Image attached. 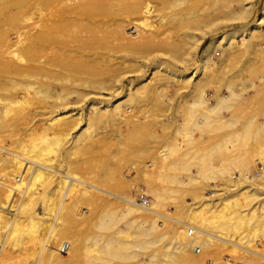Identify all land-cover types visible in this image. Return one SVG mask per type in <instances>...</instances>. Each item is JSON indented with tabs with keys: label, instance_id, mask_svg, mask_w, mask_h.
Returning <instances> with one entry per match:
<instances>
[{
	"label": "bare ground",
	"instance_id": "6f19581e",
	"mask_svg": "<svg viewBox=\"0 0 264 264\" xmlns=\"http://www.w3.org/2000/svg\"><path fill=\"white\" fill-rule=\"evenodd\" d=\"M187 1L190 0H38L34 24L38 28L33 33L25 29L22 33L16 28H24L33 14L24 11L16 18L17 11L25 10L26 1L0 0V19L21 22L11 23L10 32L2 30L4 26L0 25V33L5 34L4 38L0 34L2 45L1 41L11 34V29L16 30L12 31L16 36L11 34L12 39H9L10 42L15 39L14 43L3 41L8 46L0 59V89L4 92L0 93V264H70L81 258L86 264H103L100 263L103 261L125 264L131 259L136 264H211L213 259L209 256H218L217 250L228 253L222 251L225 244L231 246L228 255L231 253L232 264H264V250L258 247L262 242H257L264 238V198L260 199L257 194L259 183L256 190L252 185L259 173L257 176L251 173V177L243 170H231L230 174L228 170L233 167L217 168L208 162L214 152L230 149L236 142L239 145V140L241 144L243 137L252 138L258 130L263 129L264 136L263 125L259 123L257 129H253L249 121L244 123L242 131L233 128L234 132L224 133L225 139L221 138L228 141L225 146L224 142L222 146L217 141V145L208 146L207 151L202 148L213 137L203 140L200 135L204 134L199 135L214 124L210 113L228 108L230 101L246 99L242 84H239L240 89H244L240 91L237 84L227 81L225 89L228 93L220 95L210 89L214 87L209 83L210 76L227 61L241 59L243 71L248 70L256 75L254 79L263 81L260 69L264 67V46H260V41L264 40V0H227L224 11H203V15L196 9L190 10L189 2L185 4ZM210 1L214 5L220 0ZM257 4L259 13L254 19ZM199 17L205 18L201 19L206 20L205 28L199 27ZM226 22L233 23L228 25ZM173 30L175 35L172 37L170 31ZM205 37L209 39L206 43ZM216 48L221 49V55L215 60ZM128 62H134L136 67ZM175 66L181 69H175ZM130 72H137L136 79L128 78ZM163 72L165 78L161 76ZM156 78L174 83L177 96L189 98L185 105L183 99L181 101L185 109L191 111L190 114L201 112L198 120L201 116L202 119L192 121V125L187 121L184 129H179L188 136L183 134V138L188 139L186 148L182 142L177 144L173 140V143L156 144L160 145V150L157 147L151 149L156 151L153 157L148 154L150 150L145 151L151 157L150 163L145 161L148 164L138 169L140 173L137 170L145 192L151 196L150 206H144L137 196H130L134 186L130 182L133 181L126 180L122 172L113 176L114 184L117 181L127 183L121 190L125 186L127 189L117 193L119 189H114L115 185L114 188L108 186L114 189L110 191L97 184L103 177L100 171L96 170L101 176L97 182V179L91 180L95 174L87 169L93 176L85 178L92 184L85 182L84 176L74 167L84 164L82 168L86 169L94 165L93 156L100 150L103 154L109 151L112 142L111 146L108 144L110 147L100 143L103 148L99 147L95 154L99 145L96 144L97 130L101 125L118 132L121 121L128 120L133 102L140 98L147 101L156 95L166 96V88L155 81ZM248 80L241 83L250 85ZM133 82L137 85L135 88ZM251 85L253 87L252 81ZM256 88H253L254 94L263 97ZM208 90L212 91L209 97ZM158 99L156 103L166 105L161 104L160 99L157 102ZM181 112L184 113L179 111V114ZM191 126L196 129L206 126L202 132L197 129L198 140L204 141L201 152L205 151L199 155L186 150L195 142L200 143L197 139L191 141V145L187 143L192 130L186 131L185 127ZM134 131H129L131 136ZM151 133L153 135L154 131ZM128 134L125 138L130 137ZM106 142L110 143L109 139ZM260 143L264 149V141ZM181 144L184 150H181ZM74 149L84 153L94 151L90 156L82 152L90 166L83 163L82 157L79 158L82 163L71 166L74 165L70 164L71 154L75 157L76 153H81ZM191 168L194 175L190 174L193 173ZM179 171L186 176L189 172L188 180L183 179L185 176ZM226 173L230 175L222 178L221 175ZM217 175L225 182L222 180L224 184L215 188L216 180L209 179L215 177L221 181ZM262 175L259 176L264 177ZM198 178L204 183L208 180L212 183L214 189L209 185L211 190L218 191L216 199H211L207 192H198L207 188L202 181H197ZM119 182L117 188L121 186ZM85 183H88L87 187ZM186 186L194 187L187 190L190 193L183 194L190 195L194 202L182 201V194L181 201L178 200L177 194ZM103 191L113 199L103 197ZM168 201L174 208L171 212L166 210L171 215L162 211ZM82 209L86 210L83 212ZM52 211L56 213L54 219L49 218ZM86 211L89 214L83 215ZM162 242L166 243L161 245ZM51 243L55 244L56 252ZM13 247L18 248V256L12 255Z\"/></svg>",
	"mask_w": 264,
	"mask_h": 264
},
{
	"label": "rangeland",
	"instance_id": "374dc122",
	"mask_svg": "<svg viewBox=\"0 0 264 264\" xmlns=\"http://www.w3.org/2000/svg\"><path fill=\"white\" fill-rule=\"evenodd\" d=\"M26 1V4H25V7H24V9L25 10H23V11H21V12H19V11H17V13L18 14H16V18L18 17V18H20L21 16V14H22V12H27V11H31L33 14H32V16L28 19V20H30V22H28V21H26V23H25V27L24 28H21V26L19 27L18 26V24H17V28L16 29H19V32L21 31L22 32V30L24 31V29H25V31L26 30H28L29 31V33L31 32V33H33L35 30H37V26H35L34 24L36 23V21H37V19H36V10H35V4L37 3V1L38 0H25ZM196 1V2H195ZM194 1V3H196L195 5H194V3L192 2V0H190V1H187L185 4H187L188 2V4H187V6H188V8L190 9V10H195L196 12H198V14H200V12H202L201 14L203 15L204 14V12L203 11H205V13H206V11H209V12H211V13H217V12H220V11H224L225 9H227L226 7H227V5H228V3H227V0H220L219 2H216V4L214 3V5H213V3L210 1V0H195ZM213 1V0H212ZM191 2V3H190ZM189 4H191V5H194V6H191V5H189ZM197 5V6H196ZM194 7V8H193ZM199 9V10H198ZM200 11V12H199ZM258 13H259V6H258V4H257V7H256V11H255V13H254V16H253V18L255 19L257 16H258ZM200 14V15H201ZM203 19H205V18H202V17H199L198 18V21H199V27H203V28H205L204 27V24H205V21H202ZM4 20V22L2 21V19H0V25L1 26H4V27H1V29L2 30H5V31H8L13 25H11V23L12 24H16V22H17V20H15L16 22H14V21H8V20H5V19H3ZM5 21H8V22H5ZM32 22V23H31ZM6 23V24H5ZM17 23H19V21L17 22ZM21 23V22H20ZM19 23V24H20ZM228 25L229 24H232L233 22H226ZM7 24H10V27H9V25H7ZM15 26V25H14ZM220 26H221V28H222V26H223V23H221L220 24ZM16 27V26H15ZM197 27V26H196ZM13 29H15L14 27H13ZM1 31V30H0ZM4 31V32H5ZM12 31L13 32H15L14 30H12L11 29V34H13L12 33ZM8 32H10V31H8ZM19 32H17V33H19ZM171 32V35H172V33H173V35H172V37L175 35V30H173V32L172 31H170ZM2 33V35H3V38L5 37L4 35V33H3V31L1 32ZM0 33V34H1ZM7 33V32H6ZM23 33V32H22ZM10 33H8V35H6L7 37L5 38V39H1L2 41H1V43H4L3 45L2 44H0V59H3V57H2V55H3V51L5 50V48L8 46V42H10V40L9 39H12L11 37H12V35H11ZM1 35V36H2ZM10 35H11V37H10ZM13 35H15L16 36V34H13ZM18 35V34H17ZM23 35V34H22ZM21 35V36H22ZM10 37V38H9ZM15 38V37H14ZM8 39V40H7ZM16 40H17V38H16ZM208 37H205V43L206 42H208ZM3 41H5V42H7L6 44H5V42H3ZM15 42V39H14V41H12L11 40V42L10 43H14ZM2 45V46H1ZM260 46H264V40H261L260 41ZM14 46H12V48H13ZM4 48V49H3ZM3 49V50H2ZM264 49V48H263ZM215 53H214V59L216 60L218 57H220V55H221V49L220 48H216L215 49ZM129 60V59H128ZM236 60H238V59H236ZM236 60H234V61H227L226 63H227V65H226V63L224 64V66L223 67H221V69H219L218 70V72H216L215 74H212L211 76H210V78H209V83H210V85H212V86H214V87H210V89H215L217 92H219V95L220 94H226V93H228V92H226L227 91V89H225L226 88V86L225 85H227V81H229V82H234L235 84H237V86H238V89L241 91L242 89H244L245 88V100H244V98L242 99V100H234V101H230L229 103H230V106L228 107V108H226V107H222V108H220V109H218L217 111H215V113H210L209 115V117H210V119H212L213 120V125H210V126H207L208 128H207V131L206 132H203V133H199V135L200 134H204L202 137H201V135H200V139H202L203 138V140H204V138L205 137H207L209 140L210 139H212V137H213V139H215V141L212 143V140H210V142H207L208 140H207V138H205L207 141L205 142V144H204V141L202 140V142L201 141H199L198 140V136L199 135H197V133H198V130H199V132L201 131L202 132V128L203 129H205L206 128V126H204V127H202V128H197L196 129V126L195 127H193V126H191V127H185V129L187 128V130L186 131H188V130H192V134H190L191 135V137L189 136V138H191V139H189V142H187V143H189L190 144V142L192 141V142H194V141H197L198 140V142H200L199 144L198 143H196L195 142V145H198V146H196L195 147V145L193 146L192 145V147L193 148H197V149H195V151L192 149V147L190 146V145H187V147L188 146H190L191 147V149H186V150H191V152H192V154H195V155H199V153L201 154L202 152H201V148L203 147L202 145H201V143H203L204 144V146L205 147H203L202 149H204V148H206L205 150L207 151L208 149L207 148H209L208 146H210V148L211 147H213V145H217V144H215L217 141L219 142V144H221L222 146H223V144H222V142H224L223 140L225 139L224 137H226L225 135H224V133L225 134H227L228 132L230 133V132H234L235 130L236 131H242V129L245 127L244 126V123L246 124V122H249V121H251L252 122V124H251V128H253V129H257V127L260 125V124H262L263 125V128H264V115H263V112H264V90H262V89H264V67H262L260 70L263 72V81L262 80H257V79H254V77H256V75L255 74H250V71H248V70H245V71H243V69L242 68H244V66H242V64H241V59L240 60H238L237 62H236ZM130 61V60H129ZM131 64H132V67H136V64L134 63V62H130ZM129 62H128V64H130ZM133 64H135V65H133ZM226 65V66H225ZM242 66V67H241ZM180 66H175L174 68L176 69H181V67L179 68ZM238 68H240V69H238ZM148 69H150V67L148 68ZM259 69H258V71H260ZM149 71V70H148ZM243 71V72H242ZM245 72H247L248 73V75L247 74H245ZM162 73V72H161ZM245 74V76L243 75V74ZM163 74L164 75H162L161 74V76L162 77H166L165 76V73L163 72ZM251 75V76H250ZM255 75V76H254ZM127 76H128V78H130V79H132L133 78V80L134 79H136V76H137V72H130V73H127ZM160 76V75H159ZM254 76V77H253ZM246 77H247V79H249L248 80V82L250 83V85L248 84V83H243L244 81H246L247 82V79H246ZM246 79V80H245ZM166 79H162V80H159L158 81V78H156V80L155 81H157V82H160L161 84H163L164 85V87L166 88V96L164 97V96H160V95H156V96H153V99H152V97H149L148 99H147V101H146V99L144 100V99H142V98H140V99H138L136 102H133L132 104L134 105L133 107H130V111H129V117H128V120H122L121 121V124H119V126L120 127H117L118 128V132H119V135H118V132H117V130L115 131V129L113 130V129H111V128H109L108 126H106V125H101L100 127L102 128H100L99 127V129L97 130V131H99L98 132V137H99V139H98V141L99 140H101V139H103V142H102V140H101V142H98V141H94L96 144H98L99 143V145H97V150L95 151V154H97V151H99L100 150V148L99 147H101V146H103V144H104V147H105V145H107L108 147H110L111 146V144H112V146L110 147V149H109V151H107L108 150V147L106 148L107 150H105V151H107V153L105 152L104 154L102 153L103 151H101L100 150V152H98V155H95V154H93V155H95V156H93V159H92V161H93V164L94 165H92V166H90V165H88L89 163H87L86 162V160H85V156H87V155H91L92 153H94V151L93 152H85L84 153V151H82L83 153H84V157H83V155H82V152L80 151V150H76V149H74V151L76 150V152H78V151H80L81 153H79V155H78V153H76V152H74V154L76 153V155L78 156H76L75 155V157H74V155L73 154H71V156H70V158H69V160L70 161H72L70 164H72V163H74V165L72 164L71 166H75V164H78V162H81V159L83 160V158H84V162L83 163H86V166L88 167V166H90V167H88V168H86V169H83L82 167H85V166H83V165H81V167H74V169L76 170V168H77V172L80 174V175H82V176H84L83 178H84V180H85V182H87L89 179H90V177L91 176H93L94 174V176L93 177H91V180L93 181V180H95V179H97V182H99L100 180H99V177H101V176H103V177H101L100 179H102V181L100 182V183H97L98 185L100 184L101 185V187L103 188L104 186V188H108V186L110 185L111 187H113L114 188V185L115 186H117L118 187V184H117V182H119V181H117L116 182V184H114V175L116 174V173H118L119 171L120 172H122L123 174H124V176H125V179L126 180H128L129 182L130 181H133V182H130L132 185H134V186H136L137 188H138V190H137V188H135L134 189V186H132L131 188L132 189H130V193H131V195L130 196H132V197H135V196H139L140 194L141 195H145V196H143V198L147 201V206H150L149 204L151 203V196L148 194L147 195V193L145 192V186H144V183L142 182V180H141V174H139L140 173V168H142V167H145L144 166V164L146 163V164H148V163H150V160H151V157H153L154 156V153L156 152H152V150H154V148H155V150H156V147H157V149L158 150H160V145L159 146H157L158 144H162L163 142H167V143H173L172 141L173 140H175L174 142H176L177 144H179L180 142H182V144H184L185 146H183L184 148H186V143H185V141H187V140H185L187 137H186V135H185V133H182L181 131L184 129V126H186L187 124L185 123V122H192V123H194V121H201V119H202V116H201V118L198 120V118L200 117V115H201V112L199 113V111L198 112H194L193 114H190V112L188 111V110H186L185 108H186V106H183V105H185L186 103H185V101H188L189 100V98H183V97H181V96H177V94H176V91H174V88H175V84L174 83H172L171 81L169 82V81H165ZM162 81H164V83H166V84H164V83H162ZM241 81H243L242 83H241ZM251 81H252V83H253V87H252V85H251ZM258 82H260V83H258ZM263 82V83H262ZM257 83V84H256ZM235 84H234V86H235ZM239 84H240V86H241V84L244 86V88H242L241 87V89H240V86H239ZM246 84H248V85H246ZM132 85H133V87L135 88L137 85H136V83L135 82H133L132 83ZM173 85V86H172ZM255 85H257V88H258V86L260 85V87L257 89L256 88V86ZM237 86H235V87H237ZM250 86V87H249ZM262 86V87H261ZM173 87V88H172ZM249 87V88H248ZM248 88V89H247ZM252 88V89H251ZM253 88H256L257 90H256V92H259V93H262L263 94V97H262V95L261 94H256L257 95V97H258V99H257V97H256V95L254 94L255 92V90L253 89ZM235 89H237V88H235ZM259 89H260V91H259ZM238 90V91H239ZM253 90V91H252ZM0 91H1V89H0ZM0 93H4L3 91H1ZM211 93H212V91L211 90H208V92H207V97H209V96H211ZM174 94H176V95H174ZM249 94V95H248ZM251 95V96H250ZM253 95H255V97H252ZM258 95H260V97L258 96ZM246 96H248V97H246ZM158 97H160L159 99H160V101L162 100V102H161V104H163V103H166V108H167V106L170 108H167L168 109V111H167V109L165 108V106H164V104L163 105H160V103H156V100L158 99ZM163 97V98H162ZM169 97V98H168ZM243 97V96H242ZM241 97V98H242ZM154 98H157V99H154ZM164 98H166V99H164ZM167 98H168V100H167ZM179 98V99H178ZM240 98V99H241ZM261 98H262V100H261ZM123 99H125V96L124 97H121V100H123ZM159 99H158V101L157 102H160L159 101ZM174 99H175V101H174ZM178 99V100H177ZM182 99H183V101H182ZM176 100L178 101V102H176ZM155 101V102H154ZM164 101V102H163ZM169 101V102H168ZM179 101H180V103H179ZM183 102V105H182V102ZM168 103V104H167ZM180 105V106H179ZM130 106V105H129ZM175 106V107H174ZM182 106V107H181ZM166 109H164V108ZM178 107L180 108L179 109V111H183L184 113H182L181 112V114H179V111H178ZM177 108V109H176ZM182 108H183V110H182ZM172 109V110H171ZM176 110V112L178 113V114H176V112H175V110ZM185 109V110H184ZM171 111V112H170ZM186 111H188V113L189 114H187V112ZM172 112H175V113H172ZM185 112H186V114H185ZM199 115V116H198ZM228 123H227V122ZM187 122V123H188ZM232 122V123H231ZM133 123V124H132ZM189 123V124H190ZM192 123L190 124V125H192ZM227 123V124H226ZM231 123V124H230ZM260 123V124H259ZM229 124V125H228ZM133 125H134V127H133ZM130 126V127H129ZM212 126V127H211ZM241 126V127H240ZM243 126V127H242ZM105 127V128H104ZM107 127V128H106ZM128 127V128H127ZM131 127L133 128L132 130H131ZM193 127V128H192ZM239 129H238V128ZM123 128V129H122ZM127 128V129H126ZM233 128H237V129H234V131L232 130ZM126 131H125V130ZM130 129V130H129ZM179 129H182V130H180V132H179ZM109 130V131H108ZM133 130H135L134 132L135 133H132V134H134V135H132L131 136V132H129V131H132L133 132ZM176 130H178V131H176ZM197 130V131H196ZM206 130V129H205ZM232 130V131H231ZM262 130L263 129H261V130H258V134H256V136H254V137H252V138H245V137H243L244 139H241L242 138V136H238L239 137V139H241V144L239 143L240 142V140L238 141V144L239 145H237V142L235 143V145H232L231 144V142H229V144H231L233 147H230V149H223V150H219V151H217V152H214L213 153V155H211V158L209 157L208 158V162L210 163V162H212V163H210V164H212V166L213 165H215L214 167H219V168H221L222 166L224 167V168H229V166L230 167H233V169L231 168H229V170H228V172H230V174H232V172H234V171H237V172H242V170L246 173V172H248V173H250L249 175L252 177V175H251V173H253V174H257L258 175V173H259V175H262V176H264V170L263 171H261L262 170V166H264V149H263V146H261V144L262 143H260V142H262V141H264V140H262L263 139V132H262ZM107 131V132H106ZM111 131V132H110ZM128 131V132H127ZM153 132L154 131V133L155 134H157L156 135V137H155V135H154V133H153V135H152V133L150 134V132ZM185 131V130H184ZM114 132V134H112ZM124 132H126V133H124ZM142 132V133H141ZM176 132H179L178 134H176ZM259 132H260V134L261 135H259ZM109 133H110V135H109ZM129 133V134H128ZM137 133V135H135ZM139 133H141V134H143L144 133V135L142 136L141 134H139ZM106 134H108V137H107V135ZM111 134L113 135V136H111ZM116 134V135H115ZM121 134V135H120ZM126 134H128V135H130V137L129 136H126V138H125V135ZM183 134L185 135V139L183 138L184 136H183ZM105 135H106V137H105ZM176 135V136H175ZM177 135H179V136H177ZM101 136V137H100ZM105 137V140H104V138L103 137ZM175 136V137H174ZM221 136V137H220ZM223 136V137H222ZM261 136V137H260ZM174 137V138H173ZM177 137V138H176ZM209 137H211V138H209ZM220 137V138H219ZM257 137V138H256ZM259 137V138H258ZM218 138V139H217ZM223 140H222V139ZM108 139H109V141H110V143H105V141L107 140L108 141ZM197 139V140H196ZM217 139V140H216ZM258 141H257V140ZM97 140V139H96ZM112 140V141H111ZM179 140H182V141H179ZM194 140V141H193ZM243 140V141H242ZM256 140V141H255ZM254 141H255V143H254ZM112 142V143H111ZM157 142V143H156ZM217 142V143H218ZM227 142L228 141H225L224 142V146H225V144H227ZM100 143H103V144H101L100 145ZM147 143H149L151 146L152 145H154V147L152 146H150V145H148ZM206 143H209V144H213L212 146L211 145H207ZM110 146H109V145ZM146 144V145H145ZM157 144V145H156ZM182 144L180 145V147L182 148L181 150H184V148L182 147ZM145 145V146H144ZM156 145V146H155ZM206 145H207V147H206ZM146 146H149L148 148H146ZM200 146H201V148H200ZM236 147V149H235V147ZM238 146V147H237ZM144 147H145V149H144ZM159 147V148H158ZM198 147L200 148V150H198ZM99 148V149H98ZM103 147H101V149H102ZM232 148H234V149H232ZM105 149V148H104ZM139 149L141 150V151H139ZM142 149H144L143 151H142ZM152 149V150H151ZM150 150V153L148 152ZM145 151H147L148 152V154L151 156H149V155H147V152L145 153ZM195 153H194V152ZM205 152V151H204ZM203 152V153H204ZM89 153V154H88ZM101 153H102V155H101ZM142 153H145L146 155H144V154H142ZM153 153V154H152ZM81 155V156H80ZM146 156H148L149 158V160L146 158ZM235 156H237V157H235ZM82 157V158H81ZM92 157V156H91ZM96 157H98L97 158V160L96 159H94V158H96ZM101 157V158H100ZM79 158H81L80 160H79ZM87 158H89V157H86V159ZM98 159H100V163L99 164H97V161H98ZM211 159V160H210ZM234 159H235V161H234ZM94 160H96V161H94ZM224 160V161H223ZM89 161V160H88ZM92 161H91V158H90V163L92 164ZM145 161H147V162H145ZM223 163H222V162ZM81 162V163H82ZM145 164V165H146ZM94 166V168H92ZM97 168H96V167ZM237 167V168H236ZM91 169L90 170V172H91V174H93V175H91V174H89L90 172H89V170H87V169ZM136 168V169H135ZM239 168V169H238ZM81 169H83L84 170V172L86 171V175H84V172H83V170L81 171ZM93 169L96 171H100V175L101 176H99V172L97 173V171L95 172H93ZM139 169V170H138ZM148 169V168H147ZM192 170H193V173H190V174H192V175H194L195 173H194V169L193 168H191ZM241 169V170H240ZM136 170V171H135ZM137 170H138V172H137ZM231 170H233L232 172H231ZM239 170V171H238ZM258 171H260V172H258ZM88 172V173H87ZM93 172V173H92ZM180 173H181V171H179ZM182 172H184V171H182ZM243 172V173H244ZM261 172H262V174H261ZM137 173V174H136ZM187 173V176H189L190 174H189V172H186ZM88 174V175H87ZM229 174V173H228ZM227 173L226 174H224V175H221L222 176V178H225V176L227 175V176H229ZM139 175V176H138ZM181 175H184L185 177L183 178V179H185V180H188V177L185 175V174H183V173H181ZM256 175V176H257ZM257 176L256 177V181L254 180V183L252 184L255 188H254V190H256V189H258V187H259V192H258V190L256 191V192H258L257 194H259L258 196L259 197H261L260 199H263L264 197V184H263V178L264 177H260V176ZM85 176H87L89 179L87 180L86 178H85ZM218 176V175H217ZM216 176V177H217ZM221 176H218L217 178H219V179H221L220 177ZM94 177H96V178H94ZM257 178H261L260 179V181H257V180H259V179H257ZM200 178H198V182L200 181H202L201 179L199 180ZM210 181L211 180H216L215 182L216 183H218V184H214L213 186L215 187V188H218V186L219 187H221L222 186V184H224L223 182H225L223 179H221V181L220 180H218V179H215V177H214V179H209ZM208 180V182L206 181L204 184H205V187H207V188H203V189H199L198 190V192H202V193H204V192H207L206 194L208 195V196H210V198L211 199H213V198H217V196H215V193H217L218 191H215V192H213L212 190L214 189V187L212 186V183H210V181ZM218 180V181H217ZM222 180H223V182H222ZM262 180V181H261ZM104 181V182H103ZM127 181V182H128ZM220 181V182H219ZM92 183L93 184V182H91V181H88V183ZM257 182L259 183V184H257ZM88 183L85 185L86 187L88 186ZM101 183H106L107 185H102ZM120 183V182H119ZM135 183V184H134ZM94 184H96V183H94ZM112 184H113V186H112ZM127 184V183H126ZM125 183H123L122 184V182L120 183V185L121 186H119V188H117V187H115L114 189H119L118 190V192H117V190H116V192L117 193H122L124 190H126L127 189V187L125 186L124 188H126V189H122L121 190V188H122V186H124V185H126ZM245 183H243L242 185H244ZM258 185V187H257V185ZM212 186L213 187V189L211 190V187L210 186ZM109 186V187H110ZM200 186H202V184L200 185ZM239 186H241V184L239 185ZM253 186H251V187H253ZM90 188V186L88 187V189ZM106 188V189H107ZM144 188V189H143ZM91 189V188H90ZM114 189H112V188H108V190H110V191H114ZM189 189H194V187H190V186H186V187H184L183 189H182V191H180L177 195H178V197H180L181 196V194L183 195L185 192L186 193H190V192H188L187 190H189ZM140 190V191H139ZM94 191V190H93ZM133 192V193H132ZM138 192H140V193H138ZM142 192H145V193H142ZM98 193H100V192H98ZM102 193H104V195H103V197H105V195H106V193H105V191H103ZM138 193V194H137ZM185 193V194H186ZM134 194V195H133ZM102 195V194H101ZM187 195H189V194H187ZM107 196V195H106ZM184 196V200L180 197V199H178L179 201H181V199H182V201H188V202H194V199H192V198H190L189 196L187 197V196H185V195H183ZM107 198L108 199H113L110 195L109 196H107ZM257 198V197H256ZM255 198V200H257V199H259V198H257L256 199ZM259 199V200H260ZM254 200V199H253ZM264 200V199H263ZM196 201V200H195ZM255 203L257 202V201H254ZM254 202H252L253 204H254ZM168 203V204H167ZM166 204H165V207H166V209H162V211H164L165 213L167 212V211H173L174 210V208L172 207V205L170 204V203H172V202H170V201H168ZM252 205V204H251ZM82 206H84V205H82ZM167 206H168V208H167ZM82 208V207H81ZM86 209H82V211L84 212ZM167 210V211H166ZM89 211V210H88ZM89 214V212H85L83 215H88ZM166 214H169V215H171L169 212H167ZM56 215V213L54 212V211H52V213H50V215H49V218L50 219H54V216ZM108 233H109V231L110 232H112L111 230H106ZM257 242H262V244H260L261 246H258L260 249H263L264 250V238H261V239H259V241H257ZM164 243H166V242H162L161 243V245H163ZM51 245V248L54 250V252H56L57 251V248L55 247V244L54 243H51L50 244ZM160 245V246H161ZM227 247H226V246ZM224 246V248L222 249V251H228V253H229V248L231 247V246H229L228 244H225ZM67 246V245H66ZM66 246H63L62 248L63 249H65V247ZM159 246V247H160ZM228 248V249H227ZM10 249H12V248H10ZM9 249V250H10ZM226 249V250H225ZM8 250V251H9ZM219 251V252H218ZM220 251H221V249H219V250H217V254H218V256L220 257V260H219V257L216 255V254H212L211 256H209V258L210 259H213V261H211V264H212V262H214L213 264H221V263H224V262H227V264H232V257H230L229 255H231V253L228 255V253L227 252H221L220 253ZM261 251V250H260ZM9 252H11V251H9ZM261 252H263V251H261ZM264 253V252H263ZM12 255L13 256H18L19 255V250H18V248H15V247H13V249H12ZM214 255H216V257L214 256ZM208 256L206 255L205 257L206 258H208ZM214 257H215V261H214ZM229 257V258H228ZM206 260H208V259H206ZM218 260V261H217ZM221 261V262H220ZM263 261V260H262ZM87 262H85V260H84V258H81V259H76V260H74V261H72L70 264H86ZM100 263H103V264H109L110 262L109 261H103V262H100ZM125 264H136V261L135 260H133V259H131V260H128V261H125L124 262ZM62 264V263H61Z\"/></svg>",
	"mask_w": 264,
	"mask_h": 264
},
{
	"label": "built area",
	"instance_id": "2783aa9c",
	"mask_svg": "<svg viewBox=\"0 0 264 264\" xmlns=\"http://www.w3.org/2000/svg\"><path fill=\"white\" fill-rule=\"evenodd\" d=\"M138 202H141L144 206H147V201L143 198V195L137 197Z\"/></svg>",
	"mask_w": 264,
	"mask_h": 264
}]
</instances>
